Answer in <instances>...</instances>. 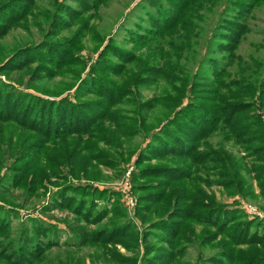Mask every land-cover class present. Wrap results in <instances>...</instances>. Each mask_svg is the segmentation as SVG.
<instances>
[{"label":"trees","instance_id":"1","mask_svg":"<svg viewBox=\"0 0 264 264\" xmlns=\"http://www.w3.org/2000/svg\"><path fill=\"white\" fill-rule=\"evenodd\" d=\"M201 1L141 0L146 23L139 25V30L130 31L129 38L123 40L122 45L130 43L137 48L144 47L145 54L135 56L132 50L120 46L112 37L108 38L102 44L95 63L72 86V92L53 94L55 90L41 92L35 89L41 94H33L19 88L23 86L19 79L8 80L10 83L0 79V125L14 128H7L8 134L0 141V168L10 160V172L0 177V185H5L7 191L10 186H20L24 180L19 176L35 169L39 176L37 183L41 184L42 179L57 173L61 165H69L67 160L64 164L61 160V157L64 159L62 151L66 146L67 157L78 159V156H83L85 164L93 160L106 163L108 155L98 150V141L112 146L121 145L126 137L147 132L146 142L135 154L137 172L132 175L136 183L134 188L140 193L138 207L150 211L153 217L147 222L150 232L158 240L168 243L169 247L161 248L153 259L143 264H174L179 261L185 246L194 238L193 230L189 231L192 224H200L206 230V234H200L197 239L200 238L205 244L216 241L214 245L218 248L211 256L198 259L201 264H264V221L245 218L240 209L220 204L204 190V185L218 184L230 194H235L234 191L246 195L251 193L249 185L239 174L242 159L227 150L224 143L239 145L245 155L257 161L261 159L258 165L251 168V172L255 174L259 189L264 190V80L257 87L253 103L238 101V95L233 102H228L224 99V91L234 84L225 85L222 79L217 82L207 79L202 83L201 75L209 71L217 74L220 68L221 74H228L229 70L220 63L214 68L200 63L197 72L187 78L183 97L178 94H154L144 99L139 92L142 86L155 92L158 90V79L167 76L165 56L169 55V36L180 29H188L185 23L187 16ZM105 2L94 0L93 6L85 3L71 19L75 22L82 20V25L71 37L57 39L61 29L69 27L64 13L68 16L73 13L63 9L52 20L56 19L51 24L52 29L46 31L49 35L46 34L37 43L14 49L0 62V74L8 77L11 72L27 69L34 72L32 77L38 82L55 79L74 65H83L84 68L76 54L85 34L92 28L95 31L94 26H87L92 9ZM222 3V14L225 12L227 18L221 20L223 23L212 31L205 51L208 54L224 52L225 58L221 59L228 64V61L232 63L238 57L235 50L248 29L245 18L254 7H264V0H223ZM32 5L33 0H6L0 3V39L12 27L26 22ZM153 52L161 59L156 64L152 59L156 61L157 56L148 58ZM213 59L209 56L206 61L212 62ZM130 63L141 65L135 80L124 75L126 64ZM184 95L186 98L183 100ZM122 103L136 106L131 115L125 114L122 109L123 113L114 111ZM157 105L171 111H167L169 114L157 130H146L148 113ZM215 136L219 137V141L212 144L209 138ZM151 158L159 159V162L151 164L148 161ZM66 190L61 193L62 198L66 201L74 199L68 196ZM71 190L74 191L73 188ZM7 191H0V195ZM75 193L80 197L75 198L78 202L73 206V211L82 213L88 224L100 221V214L108 208L106 205L111 201L112 192L78 186ZM118 200H113L111 205L116 215L120 211ZM102 201L104 206L97 208V203ZM165 201H169V211L163 214L158 211L164 206L158 204ZM4 212L0 205V215ZM143 214L139 211L140 216ZM8 222L6 216L0 219V247L2 252L7 253L1 254L0 264L41 263L46 257L44 251L37 254L30 250L28 238L24 242L23 238L11 240ZM70 230L73 231L71 226ZM41 231L45 237H48L47 232L54 236V239L50 235L44 241L46 249L58 243L57 228L48 227ZM75 231L79 236L78 241L74 242L77 247L132 234L130 226L122 220L109 229L95 231L88 226H80ZM148 236L150 234H144L143 238ZM34 237L29 236V240Z\"/></svg>","mask_w":264,"mask_h":264},{"label":"rangeland","instance_id":"2","mask_svg":"<svg viewBox=\"0 0 264 264\" xmlns=\"http://www.w3.org/2000/svg\"><path fill=\"white\" fill-rule=\"evenodd\" d=\"M4 1L6 0H0V3ZM222 2L223 0H202L195 8H192L187 16L185 23L188 24V29H180L176 34L169 36V49H167L169 55L165 56L167 76L158 79L159 84L156 92L142 86L139 92L144 96V99L154 94L158 96L168 94L169 96H177L178 94L183 97L182 92L185 90L186 80L193 72H197L200 63L207 65L209 68H214L220 63L219 65L229 70L228 74H221L222 68L218 70L217 74L209 71L206 74L212 77H208L206 74L201 75L202 83L206 82L207 79L211 82L222 79L225 81V85L234 84L224 91L226 101L233 102L235 96L238 95V101L253 103V98H256L257 87L264 80V7H254L247 19L245 18L248 29L241 37L235 50L238 57L232 63L228 61L227 64L225 60L221 59L225 58L223 57L225 56L224 52L215 51L208 54L205 51L208 37L219 23H223L221 20L227 18L225 12L222 14L224 8ZM85 3L93 6L94 0H33L32 9L27 15L26 22L23 25L12 27L9 33L0 39V62L14 49L37 43L46 34L49 35L46 31L52 29L51 24L56 19L52 20L57 18L63 9H68L73 13L69 16L64 13L67 20L66 25H69V27H64L59 33L57 32L56 38L66 39L71 37L83 22L82 20L75 22L71 19L75 11L82 10ZM91 14L87 26L89 28L94 26L95 31L92 28L85 34L76 54L83 62L84 68H82L83 65L79 67L74 65L69 71L58 75L55 79L38 82L32 77L34 72L27 69L21 72H11L8 76L10 79L7 75L1 73L0 79L8 83L19 79L23 84L19 88L33 94H41L38 91L49 90H55L53 94L68 93L72 92L73 89L71 88L77 83L79 76H85L92 63H95L102 44L108 38L112 37L120 46L132 50L135 56L145 54L144 47L137 48L130 43L122 45V41L129 38L128 33L130 31L139 30L138 26L146 23L145 14L141 8V0H106L96 9H92ZM102 37L103 40H101ZM217 38H219V35H217ZM170 44H174V46L171 47ZM150 56H157L156 61L152 59L154 64L161 61L155 52L151 53L148 58ZM209 56L215 59L212 62H207L206 59ZM138 66V63L126 64L125 77L135 80L136 74L141 69V65L139 68ZM118 80L120 79L118 78ZM24 85L29 86V88ZM135 88H132V90L136 91ZM163 89L166 90L163 91ZM201 94L204 96L205 93L202 92ZM185 98L184 95L183 100ZM135 108L136 106L133 104L122 103L114 111L117 113L125 111V114L131 115L132 110ZM169 110L162 105L155 106L148 113V128L146 130L150 128H156L157 130V127L169 114V112L167 113ZM7 128L14 129L11 125H0V141L8 134ZM148 134L147 132H138L135 136L126 137L121 145L115 146L98 141V150L104 151L108 155L106 163H98V161L93 160L85 164L83 156H78V159L67 157L68 147L66 146V149L62 151L64 159L61 157V160H63V164L67 160L69 165H61V169L57 173L50 171L55 174L42 179L41 184L37 183L39 177H37V169L29 171L28 174L20 175L19 179L24 180L20 186H10L7 191L6 186L1 184L0 191L4 192L5 190L7 192L0 195V205L6 211V213L0 215V219H4L5 216L9 219L8 229L11 231L9 238L13 241L23 238V242L28 238L27 244L30 250L35 251L37 254L44 251L46 257L39 264H143L147 260L153 259L161 248L169 247V244L158 240L154 233H151L150 225L147 222H150L153 217L150 211L140 210L138 207L140 205V193L134 188L136 183H134L132 176L133 173L137 172L135 154L146 142ZM209 141L212 144L217 143L219 137H210ZM224 147L242 159L239 174L249 185L251 193L246 195V193H236L234 191L235 194H230L226 188L218 184L204 185V190L220 204L240 209L245 218H257L264 221V190L259 189L255 174L251 172V168L258 165L261 159L257 161V159L249 157L248 154L245 155L239 145L224 143ZM35 160L38 161V158L35 157ZM148 161L151 164H156L159 159L151 158ZM9 163L10 160L5 161L4 166L0 168V177H4L5 172H10ZM78 186H86L89 190L92 187L109 193L112 192L110 193L111 201L106 205L108 208L103 214L99 213L102 215L100 221H93V223L88 224L82 213L73 211V206H76L78 202L75 198L80 197L75 193V188ZM63 190L68 192L69 197L75 198L70 201L64 200L61 195ZM113 200L119 202L120 211L118 215L114 213L113 207H111ZM104 204L103 201L102 203L98 202L97 208L104 206ZM158 205L164 206L158 212L165 214L169 211V201ZM139 211L145 214L140 216ZM119 220L130 226L132 234H122L112 240L109 239L107 242L100 240L79 247L74 244L79 239L75 231L76 228H80V226L87 228L88 226L89 229L100 231L109 229L111 225ZM70 226L73 231L70 230ZM192 226L189 231L193 230L192 237L194 238L190 244L185 246L179 261L174 264H199L198 259H205L218 249L214 245L216 241H213L212 244H205L202 243L200 238L197 239L200 234H206V230L200 224H192ZM48 227L58 229L56 233L58 243L46 249L44 241L51 234L47 232L48 237H45L44 232L41 230ZM144 234H150V236L145 239L143 238ZM34 235L35 237L29 240V236L33 237ZM134 237L135 239H133ZM50 238L54 239V236L51 235ZM24 250L30 253L29 250ZM1 254L6 255L7 253L2 252L0 247V256ZM34 263H36L35 260Z\"/></svg>","mask_w":264,"mask_h":264}]
</instances>
